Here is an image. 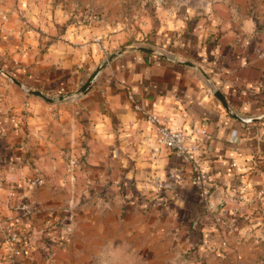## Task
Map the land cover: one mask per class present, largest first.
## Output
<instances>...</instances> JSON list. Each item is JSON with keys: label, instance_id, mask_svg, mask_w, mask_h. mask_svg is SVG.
<instances>
[{"label": "crops", "instance_id": "1", "mask_svg": "<svg viewBox=\"0 0 264 264\" xmlns=\"http://www.w3.org/2000/svg\"><path fill=\"white\" fill-rule=\"evenodd\" d=\"M133 1L0 0V216L29 245L15 264H264V0H145L129 17ZM145 111L206 127L208 198L173 151L154 156ZM155 173L166 188L145 186Z\"/></svg>", "mask_w": 264, "mask_h": 264}, {"label": "built area", "instance_id": "2", "mask_svg": "<svg viewBox=\"0 0 264 264\" xmlns=\"http://www.w3.org/2000/svg\"><path fill=\"white\" fill-rule=\"evenodd\" d=\"M95 44H99L101 49L106 50L105 45L102 42L101 37L95 36L93 38ZM162 54L161 51H157ZM261 56H264V51H262ZM112 60V55H107L104 65H108ZM188 64H191L188 62ZM121 84L125 85L126 81H119ZM27 89V88H26ZM218 95V93H216ZM129 99L134 101L133 92L130 91ZM138 107V106H137ZM146 120L148 123L157 127L158 136L156 140L155 157L157 156V151L161 148L173 151L177 156H179L183 161H185L191 168V175L189 180L191 184L200 191L203 198H208L211 193V186L215 183L209 173V165L203 160L202 153L207 148V139L210 137L208 130L205 126H193L188 129L173 128L169 125L166 119H161L156 113L145 111ZM6 130L0 128V135H5ZM235 146L237 145V140L232 138L230 140ZM235 166L237 165L235 161L232 162ZM249 167L245 168V172L250 171ZM29 185H42L45 183L44 177L37 176L35 178L28 179ZM145 186L150 189L162 190L168 186V181L163 177L161 173L153 174L149 179L146 180ZM251 187L247 184L244 186V191L249 192ZM264 190H258L254 193L253 201H261L263 198ZM231 201L243 200L244 197H239L233 195ZM23 210H28V205L22 206ZM264 215V214H263ZM18 218L10 217L6 222L4 217L0 216V233L3 235L4 241L7 244V249L9 252V258L12 264H15V260L20 251L25 250L28 246L20 244V233L19 231L13 232L12 225L16 223ZM264 221V217H263ZM53 236V231L51 226L48 224L46 228L42 231L41 237L39 238L40 246L43 248L47 245V241L51 240ZM36 241L32 244L35 245ZM37 244V243H36ZM223 246H227V242L223 240L221 242Z\"/></svg>", "mask_w": 264, "mask_h": 264}, {"label": "rangeland", "instance_id": "3", "mask_svg": "<svg viewBox=\"0 0 264 264\" xmlns=\"http://www.w3.org/2000/svg\"><path fill=\"white\" fill-rule=\"evenodd\" d=\"M143 1L145 0H134L132 2V4H134L133 6H128L125 8V11H126V14L129 15V17H131L130 13H135V10L139 12L140 8H141V5H143ZM150 1V4H148V7H149V11H154L155 10V5L158 3L157 1H160V0H147V2L149 3ZM129 3V2H128ZM152 5V6H151ZM145 7V6H144ZM143 8V7H142ZM144 9V8H143ZM142 10V9H141ZM125 23V22H124ZM133 28L134 29H141V22L140 21H136V22H133ZM151 29H154L153 26Z\"/></svg>", "mask_w": 264, "mask_h": 264}, {"label": "trees", "instance_id": "4", "mask_svg": "<svg viewBox=\"0 0 264 264\" xmlns=\"http://www.w3.org/2000/svg\"><path fill=\"white\" fill-rule=\"evenodd\" d=\"M146 38V37H145ZM51 247V240H48L47 241V245L44 247V248H42V250H44V249H47V250H49V248ZM46 251V250H45Z\"/></svg>", "mask_w": 264, "mask_h": 264}, {"label": "water", "instance_id": "5", "mask_svg": "<svg viewBox=\"0 0 264 264\" xmlns=\"http://www.w3.org/2000/svg\"><path fill=\"white\" fill-rule=\"evenodd\" d=\"M218 96H219V94H218ZM220 96H221V95H220ZM220 96H219V97H220Z\"/></svg>", "mask_w": 264, "mask_h": 264}]
</instances>
